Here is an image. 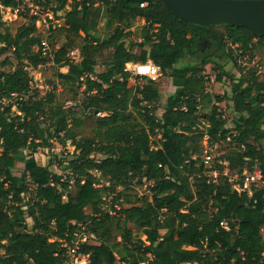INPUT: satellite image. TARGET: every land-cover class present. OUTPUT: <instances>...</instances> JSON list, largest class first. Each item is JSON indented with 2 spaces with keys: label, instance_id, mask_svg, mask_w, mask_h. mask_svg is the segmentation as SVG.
Wrapping results in <instances>:
<instances>
[{
  "label": "trees",
  "instance_id": "obj_1",
  "mask_svg": "<svg viewBox=\"0 0 264 264\" xmlns=\"http://www.w3.org/2000/svg\"><path fill=\"white\" fill-rule=\"evenodd\" d=\"M26 1L0 4L18 11ZM32 2L54 20L64 16L51 28V44L59 37L64 43L54 53L57 83L41 96L29 75L47 62L39 17L25 8L27 23L13 34L0 13V264H65L62 243L83 229L95 236L80 249L89 264H264V187L240 195L223 172L214 182L202 161L204 139L227 143L216 158L219 170H259L264 178V73L241 63L249 55L264 64V36L193 25L161 0ZM138 20L145 24L136 26ZM74 49L79 63L69 57ZM218 55L239 68L240 78ZM190 58L198 62L180 65ZM149 62L176 88L166 102L149 79L129 85L126 65ZM209 65L220 68L217 82L232 83L233 128L218 107L229 97L214 101L207 92ZM60 87L72 97L58 100ZM69 101L78 104L67 109ZM40 150L53 154L48 166L36 160ZM17 163L24 164L21 176L14 174ZM144 180L149 197L134 193V182Z\"/></svg>",
  "mask_w": 264,
  "mask_h": 264
},
{
  "label": "rangeland",
  "instance_id": "obj_2",
  "mask_svg": "<svg viewBox=\"0 0 264 264\" xmlns=\"http://www.w3.org/2000/svg\"><path fill=\"white\" fill-rule=\"evenodd\" d=\"M33 0H28L25 2V5L21 8V12L23 11V9L25 8H29L32 9V14H36L38 15V20L40 22V25L38 26V34L44 38L47 34H48V23L47 22H52L55 24V26H60L63 22L64 16L62 19L57 20V19H52V15L47 14L46 11H44L42 8L38 9L36 6L33 5ZM19 13L17 11H5L3 13V22L5 23L6 27H9L12 31L13 34L16 33V31L18 30V28H20L22 25L27 23V20L24 18L23 15H21L22 13ZM145 22L142 20H138L136 22V26H142L144 25ZM100 32L102 34H105L107 32V30L105 29V25H104V21L101 23L100 25ZM219 32V31H218ZM55 43V49L61 47V45L64 43V38L63 37H59L56 38L55 41H53ZM214 43H212L210 46H208L207 48L213 52L215 51V47H214ZM206 48V49H207ZM107 55H104L103 58L101 59V64L103 63V61L107 58ZM218 58L221 62V64H225V71L226 72H232L237 78H240L241 74H240V70L239 68H236L233 64L229 63L226 58H224L222 55H218ZM258 59L256 60V62L254 64H261L263 66V71H264V64L262 61V58L260 56L257 57ZM199 60V58H198ZM197 61V59H187L184 60L180 63L181 66H186V65H194L195 62ZM198 62V61H197ZM243 62H246V60H242V64ZM254 64H252V66H255ZM239 65H241L239 63ZM220 73V68L218 66L215 65H209L206 67V71L203 74L204 76H206L207 78H210V83L207 85V92L208 94L212 97V99H214V101H216V97L217 96H228L229 99L225 100L222 103L218 104V107L220 109L221 114L224 116V118L226 119L227 122V128H233L234 127V123L233 120L235 118V113H234V107H233V102L231 101V97H232V92H231V86L232 83L230 81L229 78L225 77L224 80L219 83L216 81V76L219 75ZM37 77L41 80V84L44 85L45 87H48L49 90L52 89V85L57 83V79H56V75H55V69L53 66H46L45 68H43L42 70H40V72H38ZM139 84H145L144 81L139 82L138 84L132 82H129L130 87L132 86H137ZM159 89L161 90V93L164 97L163 102H166L167 98L170 97L171 95H173V92L175 91L174 87L172 86L171 80L167 77H162L160 79V81L157 83ZM54 86V85H53ZM41 92V96H44L46 93H49L48 90H42ZM58 100H60L61 102L68 100V98H71L72 96L70 95L69 92L64 91L63 89L60 87L57 91L56 94ZM210 112L209 109H204L202 111L203 114H206ZM162 110H158L157 111V115L161 116L162 114ZM201 127L205 128V122L204 119H201ZM208 139H204L203 141V146L204 148H206L208 145ZM215 146H217V149L215 150V157L217 158L219 155L224 154L226 151V148L228 147L227 143H220V144H216ZM54 154H58L60 155L63 150L61 148L58 149V147H54ZM69 152H73V148H71L70 146L68 147ZM221 152V153H220ZM38 156V160L41 162H46L48 164V162H50L51 160H53L54 156L51 152H49L48 150H40L39 153L37 154ZM96 160L97 159H102V156L100 155H95ZM227 166V165H226ZM52 170L60 175L65 174L63 169L61 167H59L58 165H55ZM221 172H223V174L227 173L229 174V176L231 175H237L238 178H241L242 176H244V174L246 173H250L248 170L244 171V174L242 176L238 175V171L239 169H236L235 171H231L229 168H225L224 170H219ZM24 172V167L21 163L18 164L17 169L15 170L14 174L21 176L23 175ZM98 176V178L102 181V184L104 185H109L107 179H104L102 177V175L100 173L96 174ZM145 185L143 186H139L136 185L137 181L134 182L135 185V191L134 193H136L138 196L140 197H149V191H148V186L149 184L145 182ZM108 202L111 201V198L107 200ZM87 213H89V210H87ZM85 233V229H83L82 231L78 232V234L80 236H82V238H84V234ZM263 236H264V230H263ZM83 240H87V238H84ZM87 242L89 244H95L92 240H87Z\"/></svg>",
  "mask_w": 264,
  "mask_h": 264
},
{
  "label": "built area",
  "instance_id": "obj_3",
  "mask_svg": "<svg viewBox=\"0 0 264 264\" xmlns=\"http://www.w3.org/2000/svg\"><path fill=\"white\" fill-rule=\"evenodd\" d=\"M146 6L147 4H141L142 8H145ZM5 11L11 12L12 10L4 8L0 4V13L2 17ZM17 12L20 13L21 9L18 10ZM50 14L52 15V19H54V15L52 13ZM47 23H48V29H49L48 34L44 38H42V43H41V53L46 58L47 62L46 64L39 66L37 69H32V68L29 69V75L31 78L30 85L32 89H37L39 91L48 90L49 92H51L52 89L49 90L48 87H45L44 85H42L41 80L37 77L38 72H40V70H42L46 66H53V67L55 66V63H54L55 48H53L51 44V40H52L51 39V35H52L51 28L52 27L55 28V24L51 22H47ZM37 25H40L39 20H37L36 22V26ZM69 57L71 58V60H73L76 63H79L81 61L80 51L78 49L72 50L69 54ZM257 59L258 58L251 60V56L247 55L243 59V60H246V62H243L242 65L243 67H247V68L253 67L257 69L258 74L264 73L263 66L261 64L260 65L254 64ZM252 64H254L255 66H252ZM125 71L129 73L131 76L130 82L133 81L136 84H138L139 82H142L144 79H149L155 83H158L160 79L163 77L161 68L154 65L152 62H149L147 64L129 63L126 65ZM82 81H84V79H82ZM77 104L78 102L69 101L66 103L65 107L67 109H71L73 107H76ZM100 116L103 117L104 115H100ZM216 149H217V146L209 145V147L207 146L204 149V152L202 155V161L204 162L206 168L209 169L210 171L209 173L210 175H212L214 182H216L217 178L221 174V171H219V169L217 168L218 164L216 162V157L214 155ZM218 163L219 165H223V166L227 165V163L225 162H218ZM222 175L228 178V181L232 185V188L236 190L240 195L246 194L247 196L251 197L255 189H261L264 187V178L259 170H255L252 173H246L241 178H238L237 175L229 176V174L227 173L222 174ZM63 199L66 200L67 197L65 196L63 197ZM73 224L75 225V223ZM222 226L223 228L228 230V226L226 223H223ZM84 234H85L84 238H87V240L88 239L92 241L95 240L94 235L87 234L86 232ZM84 238H82V236H80L79 234H76L74 239L70 243H68L67 241L66 242L64 241L62 243L61 250L59 253L63 254L66 257L65 264H89L90 263L89 256L84 255L80 250L83 244H86V243L89 244L87 240H83Z\"/></svg>",
  "mask_w": 264,
  "mask_h": 264
},
{
  "label": "water",
  "instance_id": "obj_4",
  "mask_svg": "<svg viewBox=\"0 0 264 264\" xmlns=\"http://www.w3.org/2000/svg\"><path fill=\"white\" fill-rule=\"evenodd\" d=\"M176 17L202 27L245 28L264 36V0H161Z\"/></svg>",
  "mask_w": 264,
  "mask_h": 264
},
{
  "label": "crops",
  "instance_id": "obj_5",
  "mask_svg": "<svg viewBox=\"0 0 264 264\" xmlns=\"http://www.w3.org/2000/svg\"><path fill=\"white\" fill-rule=\"evenodd\" d=\"M57 49H59V48H57ZM68 70H69L68 68H62V69H61V73L66 74V73H68ZM101 70H102L101 68H98V72H101ZM171 83H172V81H171ZM172 86H173V84H172ZM173 87H174V86H173ZM174 89H175V91L173 92V94L176 92V88H175V87H174ZM160 91H161V90H160ZM162 112H163V111H162ZM162 114H163V113H162ZM162 114H161V116H162ZM38 159H39V158H38V156L36 155V160L38 161V163H39L40 165H42V166H44V167H45V166H48L49 163H50V162H48V164H47L46 162H41V163H40V161H39ZM18 164H19V163H17V167H18ZM21 164H22L23 167H24V164H23V163H21ZM29 222L31 223V221H29Z\"/></svg>",
  "mask_w": 264,
  "mask_h": 264
},
{
  "label": "flooded vegetation",
  "instance_id": "obj_6",
  "mask_svg": "<svg viewBox=\"0 0 264 264\" xmlns=\"http://www.w3.org/2000/svg\"><path fill=\"white\" fill-rule=\"evenodd\" d=\"M217 34H218V32H214L210 38H211V39H212V38L216 39V38H217ZM211 44H212V41H211V40H207V41H206V46H207V47L210 46Z\"/></svg>",
  "mask_w": 264,
  "mask_h": 264
}]
</instances>
